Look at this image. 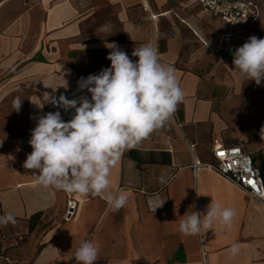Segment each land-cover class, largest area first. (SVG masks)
<instances>
[{
    "label": "crops",
    "instance_id": "crops-1",
    "mask_svg": "<svg viewBox=\"0 0 264 264\" xmlns=\"http://www.w3.org/2000/svg\"><path fill=\"white\" fill-rule=\"evenodd\" d=\"M205 17L224 24L194 0L0 1V77L14 66L31 68L23 43L32 34L36 41L63 40L72 53L68 67L46 59L49 72L61 73L42 81L43 90L53 91L78 74L111 66L110 44L133 61L136 47L151 44L160 61L174 67L185 96L162 128L125 150L112 168L110 191L128 196L119 211L104 196L82 197L37 183L36 170L23 167L37 120L20 137L0 138V215L16 218L0 226V264H77L82 241L98 247L96 264H264V203L208 167H191L215 163L211 148L217 144L253 154L233 112L245 78L233 64L236 47H227L246 39L238 32L249 28L224 24L226 30L211 27L216 34L210 35L211 28L199 24ZM67 195L78 203L65 221ZM213 201L235 210L231 228L214 222L197 235L179 231L181 220L192 211L206 215ZM233 244L240 246L235 256Z\"/></svg>",
    "mask_w": 264,
    "mask_h": 264
},
{
    "label": "clouds",
    "instance_id": "clouds-1",
    "mask_svg": "<svg viewBox=\"0 0 264 264\" xmlns=\"http://www.w3.org/2000/svg\"><path fill=\"white\" fill-rule=\"evenodd\" d=\"M110 45L107 59L111 66L78 82L91 94V100H69L63 95L57 100L48 95L47 102L65 111L75 109L74 115L69 121H64L59 111L38 118L29 140L32 151L23 167L36 170L33 174L43 188L82 197L104 196L110 209L119 211L128 196L110 191L112 168L125 150L162 128L185 96L174 67L160 61L154 46L136 47L131 55L138 59L133 61L115 43ZM233 64L247 81L260 85L264 80V38L250 36L233 52ZM21 105L17 97L13 109L18 112ZM161 183H166L163 177ZM235 216L233 208L213 201L206 215L192 211L181 220L179 231L197 235L211 229L214 222L231 228ZM10 223H16L12 213L0 215V226ZM239 250L240 246L233 244L230 253L235 256ZM98 254L91 241H82L74 258L77 264H96Z\"/></svg>",
    "mask_w": 264,
    "mask_h": 264
},
{
    "label": "rangeland",
    "instance_id": "rangeland-1",
    "mask_svg": "<svg viewBox=\"0 0 264 264\" xmlns=\"http://www.w3.org/2000/svg\"><path fill=\"white\" fill-rule=\"evenodd\" d=\"M258 1L262 6L260 21L247 29V32H238V36L246 39L236 40L233 37L236 41L229 42L227 47L232 46L237 49L253 35L257 38H264V0ZM199 24L208 28L214 27L218 32L227 29L224 24L216 25L212 19L207 17ZM210 32V35L216 34L213 28ZM222 33L224 36L230 35L226 34L227 32ZM23 44L25 53H31V58L25 63L31 68L25 69L23 65L14 66L0 77V138L24 135L32 124V120H38L42 115L45 100L48 95L55 92L49 90V87L43 90L42 81H46V78L50 76L61 75L59 70L49 72L48 67L44 65L48 63L46 59L56 60L64 67L71 66L69 58L73 56L69 51V46L63 40L56 41V43L49 40L36 41L35 35L32 34L30 39L25 40ZM80 59L78 64L81 63ZM35 62L40 65H33ZM63 77H65L64 74ZM76 85V80L73 78L69 85H60L56 91H70L75 89ZM17 97L22 100L18 112L13 109V101ZM237 100L236 109L233 110L237 114L236 125L240 132L244 130L247 140L250 141L244 147L253 152L252 155L256 160L262 162L264 161L261 156V150L264 149V135H261V129L264 128V80L257 85L255 81H247L245 78L238 91Z\"/></svg>",
    "mask_w": 264,
    "mask_h": 264
},
{
    "label": "built area",
    "instance_id": "built-area-1",
    "mask_svg": "<svg viewBox=\"0 0 264 264\" xmlns=\"http://www.w3.org/2000/svg\"><path fill=\"white\" fill-rule=\"evenodd\" d=\"M4 1V0H0ZM203 11L212 14L224 24L236 28H250L258 21L260 17V5L255 0H194ZM110 67V66H109ZM108 68V67H104ZM99 68L88 73L80 74L75 77L76 88L70 91L58 90L51 94L57 100L61 95L67 99H76L81 97L91 100V94L87 89H81L79 83L81 78H87L89 75L99 74L104 69ZM79 106V105H78ZM59 111L64 121H69L74 115L75 109L65 111L63 108L53 105L45 100L42 115L49 112ZM212 156L215 160L213 164H200L193 162L192 171L196 172L201 167H208L217 172L222 177L241 188L249 197L264 203V176L261 168L256 164L253 156L242 149L239 145L217 144L211 148ZM77 199L67 195L64 220L71 219L77 208Z\"/></svg>",
    "mask_w": 264,
    "mask_h": 264
},
{
    "label": "trees",
    "instance_id": "trees-1",
    "mask_svg": "<svg viewBox=\"0 0 264 264\" xmlns=\"http://www.w3.org/2000/svg\"><path fill=\"white\" fill-rule=\"evenodd\" d=\"M262 151V157H264V150H261ZM253 159L255 160L256 164L261 168L262 170V176H264V161L262 162H257V160L254 158L253 156ZM41 213H37L36 215H40Z\"/></svg>",
    "mask_w": 264,
    "mask_h": 264
},
{
    "label": "bare ground",
    "instance_id": "bare-ground-1",
    "mask_svg": "<svg viewBox=\"0 0 264 264\" xmlns=\"http://www.w3.org/2000/svg\"><path fill=\"white\" fill-rule=\"evenodd\" d=\"M152 17H153V15H152Z\"/></svg>",
    "mask_w": 264,
    "mask_h": 264
}]
</instances>
